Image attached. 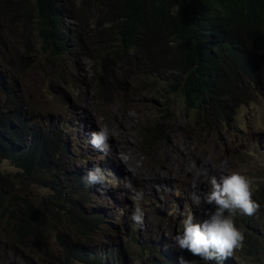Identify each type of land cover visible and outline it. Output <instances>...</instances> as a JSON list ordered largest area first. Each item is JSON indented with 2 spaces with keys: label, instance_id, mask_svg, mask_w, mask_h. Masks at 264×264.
Segmentation results:
<instances>
[{
  "label": "trees",
  "instance_id": "trees-1",
  "mask_svg": "<svg viewBox=\"0 0 264 264\" xmlns=\"http://www.w3.org/2000/svg\"><path fill=\"white\" fill-rule=\"evenodd\" d=\"M74 22L89 43L115 39L94 60L103 71L96 76L100 96L107 92L109 66L130 64L136 50L146 53L140 79L160 72L166 84L143 83L142 88L181 96L187 113L202 114L211 125L224 113L222 104L243 102L264 86V0H0V162L8 160L16 169L5 174L0 169V215L6 214L9 238L28 240L49 257L50 231L61 211L74 207V194L89 192L74 173L68 188L52 187V196L43 197L49 212L37 217L30 190L16 189L26 187V178L38 181L53 162L61 168L71 150L60 129L30 122L32 104L18 78L39 64L35 51L63 61ZM62 68L53 64L45 76L62 79ZM123 249L130 256L141 253L127 245ZM55 258V264L73 261L65 252ZM79 260L87 261L85 254ZM202 263L198 257L197 264Z\"/></svg>",
  "mask_w": 264,
  "mask_h": 264
},
{
  "label": "clouds",
  "instance_id": "clouds-1",
  "mask_svg": "<svg viewBox=\"0 0 264 264\" xmlns=\"http://www.w3.org/2000/svg\"><path fill=\"white\" fill-rule=\"evenodd\" d=\"M72 24L66 37L68 53L62 56L70 53L74 56H87V52L72 42V35L76 31V24ZM78 30L82 32L83 28ZM78 40L81 41L80 35ZM86 40L89 41L87 38ZM74 48L80 54H75ZM92 68L94 90L101 103L98 112L102 116L100 120L103 121L105 116L100 111L103 105L113 102L116 96L125 94L126 86H120L122 82L109 66L110 71L105 74L108 94L106 92L100 96L96 76L103 72L102 66L94 61ZM261 89L264 86L255 89L243 102L222 104L224 113L212 125L208 121L206 123L202 114H191L203 117V124L212 135L211 143L210 146L199 149V141L198 151L192 157V162L182 165L176 173L170 171L167 176L156 172L140 173L142 167L138 161L132 164L133 159L128 161L127 155L120 154L119 158L126 164L128 162L130 167H126L127 172L134 179V182L131 179L120 181V187L135 202L131 219L140 227V230L137 228V233L134 229H124L120 216L123 213L117 209L108 211L106 206L102 208L104 204L101 201L93 202L87 185H104L106 177L99 168L89 171L84 183L82 182L89 196L81 193L73 195L75 205L66 211V218L62 223L63 232L57 234L59 248L56 251L53 248L50 250L54 262L55 255L61 254L59 249L62 245V252L73 258L68 264H135L141 254L151 256L153 254L148 252L156 251L154 241H143L140 238V231L150 230L154 223L166 224V229H170L172 233L171 239L164 236L165 241L171 240L169 253H163L161 248L165 243H159V255H153L156 261L154 264H197L198 257L203 259L202 264H264V112L259 110L261 113H258L256 109L257 96L264 95V92H260ZM139 91H145L142 85ZM181 99L184 105V100L182 97ZM241 108L247 111L246 118L238 116L237 111ZM184 110L186 111L185 106ZM85 120L96 121L95 113L91 112ZM48 126L50 127L49 123ZM112 135H115L114 130L104 125L91 134L89 142L93 148L107 151V142ZM177 137L175 135L169 142ZM192 137L196 138L194 135ZM182 140L187 147V137L183 136ZM71 152L72 146L66 155ZM199 157L204 158L206 163L199 162ZM169 166L166 159L162 168L168 169ZM121 167L125 168L122 165L117 166L118 177L122 173ZM117 178L111 182L107 179L108 184L118 187ZM16 189L20 193L27 190L18 186ZM47 195L50 194H45L39 201L33 202L32 196L35 195L31 192L29 198L36 206L39 203L44 205L43 197ZM181 207L184 208L182 215L179 212ZM189 208L191 211L187 213ZM145 214L151 218V223L145 222ZM5 219L6 214H1L0 221L4 227ZM113 231L120 239H134L139 242L131 243L132 250L139 249L140 255L137 257L126 254L123 245H127L129 249L130 245L122 241L121 245L113 243L100 251H89L90 245L104 242L107 240L105 235L112 236ZM81 254H85L87 261L79 260Z\"/></svg>",
  "mask_w": 264,
  "mask_h": 264
},
{
  "label": "rangeland",
  "instance_id": "rangeland-1",
  "mask_svg": "<svg viewBox=\"0 0 264 264\" xmlns=\"http://www.w3.org/2000/svg\"><path fill=\"white\" fill-rule=\"evenodd\" d=\"M87 15V13H83ZM74 24H76L74 22ZM78 29L72 35V42L81 47L91 56L82 57L81 55L74 56L71 53L63 56L64 60L59 58L49 57L47 54L35 51L34 56L39 61L31 71L27 72L24 77H19L18 82L23 86V93L32 108L29 110L28 117L31 123L37 127L41 124H50L48 129H60L62 135L66 136L69 145L72 146V152L65 155L64 164L61 168H56L53 162V167L45 173H42L39 180H34L33 177L26 178V189L30 190L35 196H32V201H39L45 194L52 196V187L68 188L72 181V175L77 173L80 180L85 181V177L89 171L99 168L106 177L104 185L88 186L91 199L93 202L104 204L102 208H108V211L118 210L123 213L122 223L124 229H134L137 233L139 225L135 224L132 219V211L135 208L133 198L125 195V190L120 187V181L131 179L126 167H130L123 162L119 156L121 153L129 157L128 161L132 164L141 165L140 173L143 171L153 174L154 172L167 176L170 171L178 172L182 165L190 164L192 157L197 153L198 142L201 146L199 149L210 146L212 135L203 124V117L198 115L187 114L184 110V105L180 96L162 95L158 91L149 88L147 91H139L141 84H154L158 87L165 86L163 74L156 72L140 79L142 64L144 63L145 51H137L132 55L131 60L117 63L111 67L113 74L126 86V93L118 95L113 102L103 105L100 110L105 116V120L100 115V102L96 96L93 81L94 70L93 62L97 55L102 54L109 45L115 42L113 37L103 39L99 44L96 41L87 42L85 35ZM78 35L81 36V41L78 40ZM75 54H80V51L74 48ZM31 58V57H27ZM91 58V59H89ZM61 64L63 79H59L50 74L45 76L53 64ZM137 81L139 86H137ZM249 90V87H246ZM261 93L264 89L260 90ZM256 109L264 112V95L257 96ZM95 113L96 121L90 122L85 120L90 116V113ZM135 113V115H130ZM247 111L241 108L237 114L241 118H246ZM99 117V118H98ZM107 125L113 129L115 135L109 137L108 150L101 151L93 148L90 144L91 134L99 131L101 127ZM161 128V129H159ZM192 133V134H191ZM178 136L173 142L169 139ZM194 135L196 138H193ZM183 136L187 137L188 143H183ZM183 148V151L181 150ZM48 155H44L46 158ZM71 158H68L70 157ZM168 159V169H163L162 164ZM70 161V163H69ZM199 162L206 161L204 158L198 159ZM122 165V173L118 177L116 174L117 166ZM0 169L5 174L7 172L15 173V167L8 161L0 162ZM69 171V172H68ZM118 177V178H117ZM117 185H109L107 179L111 182L116 180ZM19 185L22 182L18 181ZM75 187V186H74ZM128 198H127V197ZM172 204V201L169 202ZM39 212L37 217L43 212H49V209L41 205H37ZM124 209L122 211V209ZM184 208L179 209L180 215L183 214ZM191 209H187L190 213ZM130 213V215H129ZM66 218V210L61 211L57 226L51 229V236L48 243L54 251L58 250L56 242L57 234L62 233V223ZM195 218V217H194ZM196 220V218H195ZM145 222L151 223V218L145 214ZM48 226V221H47ZM7 228L0 221V264H55L51 256H47L44 248L39 247L30 241L15 242L8 237ZM9 231V230H8ZM10 232V231H9ZM140 238L154 241V248L158 250L159 243H165L161 248L163 253H169L171 240L165 241V237L171 239L172 233L170 229H166V224H152L151 229L141 232ZM104 242L89 246V251L94 253L104 249L107 245L117 243L121 245L129 244L130 249H133V244L127 239H123L115 234L105 235ZM43 239V238H42ZM60 253L63 251L60 245ZM147 252V251H143ZM155 256L141 255L135 264H154ZM228 264H233L229 262ZM234 264H237L235 262Z\"/></svg>",
  "mask_w": 264,
  "mask_h": 264
},
{
  "label": "bare ground",
  "instance_id": "bare-ground-1",
  "mask_svg": "<svg viewBox=\"0 0 264 264\" xmlns=\"http://www.w3.org/2000/svg\"><path fill=\"white\" fill-rule=\"evenodd\" d=\"M202 163L204 162V163H206V161H201Z\"/></svg>",
  "mask_w": 264,
  "mask_h": 264
}]
</instances>
